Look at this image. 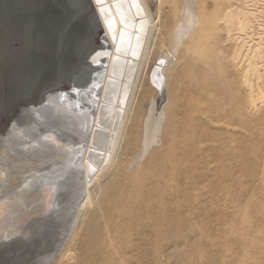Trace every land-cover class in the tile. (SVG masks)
<instances>
[{
	"label": "rangeland",
	"instance_id": "rangeland-1",
	"mask_svg": "<svg viewBox=\"0 0 264 264\" xmlns=\"http://www.w3.org/2000/svg\"><path fill=\"white\" fill-rule=\"evenodd\" d=\"M65 1L67 0H0V80H2L0 82V166L4 164L8 168L15 166L19 174L26 172L27 167L20 165V159L17 158H22L28 153L35 158H63L64 162L69 161L71 166L78 158L79 144L86 140L85 133L89 125L92 126L96 122L93 120L92 125L87 119L84 123L79 122L77 111L85 103L83 99L87 98V103L83 106L84 110L81 111L90 115V109L94 107L96 100L93 96L99 82V73L98 71L94 73L97 67L94 64L100 63L99 55L102 49L97 43L98 50L84 51L85 45L80 32L85 29L84 22L75 14H69V10L67 13V9L63 6ZM147 1L154 14L162 3V27L151 43L147 59L142 66L141 78L133 93L132 103L138 118L133 120L131 115L127 120L120 146L126 139L127 127L135 123L140 131L144 128V120L151 105L159 96V89L154 83L158 69L165 75L168 91L164 103L167 105L165 125L170 121L169 127L172 128L178 121L186 118V114L181 112L183 103L185 106L189 103L207 101L198 93L196 81L201 71L209 72L211 79H219V62L222 58L220 54L227 50L222 20L224 3L227 0H197L196 23H190L187 35L181 41L178 39L177 25L189 22L184 14L185 0ZM239 3L241 4L242 0H239ZM62 10L66 13L64 14ZM38 15L42 18L41 23L39 19L34 20ZM5 20L6 24H3ZM52 28H57V31L51 32ZM40 35L41 40L33 45L31 52L23 51V46L27 45L29 39L32 41L35 36ZM95 40L99 41L97 38ZM37 57L42 60H35ZM85 61L88 62L86 65ZM62 68L65 71H62ZM100 87L101 92L102 86ZM59 90L61 93H58ZM11 95L13 98H10ZM71 97L75 99L74 104L70 101ZM104 99L103 105H108L107 99L110 98L107 97L106 102ZM175 99L183 103L175 104ZM19 104L22 107L21 110L19 108L20 113L14 114L10 108H18ZM23 107H29L28 111ZM36 108L42 112L46 110L48 117L45 114L44 117L38 116L34 121L32 118L36 117ZM105 113L101 117L104 120L100 119L101 125L103 128L107 126L105 130H110L115 125L112 123V118L111 120L108 118L107 113L105 117ZM117 117L118 114L115 120H118ZM205 119L210 122L206 127V142L210 143L209 151L215 154V158H204L202 165L197 166L196 178L185 176L182 177L183 180L180 178L174 183V180H171L172 191L154 196L155 200L163 197L170 205L174 204L175 208H180L178 211H167L168 216L175 214L181 223L180 238L172 236L165 238L150 233L149 230L165 227L164 221L157 225L151 221L146 230L139 229V232L144 231L143 234L136 235L133 219L143 216L144 211L140 208L132 218L123 222L124 226L120 234L111 235L115 230L113 229L115 223H122L119 220L120 216L113 215V201H117L118 206H124L130 201L128 191L122 189L123 184L119 176L116 174L112 176L111 170L95 184L90 200L79 209L62 250L52 264H264V126L247 128L244 133L247 140L244 144H240L236 129H233L230 138L222 140L220 137L226 135V126L218 120H211L210 117ZM81 125H84V129L80 128ZM34 140H39L42 145L38 147L34 143L32 146L31 142ZM99 141L95 144L96 148L91 147V149H101L100 151L106 149V144L101 139ZM157 150L152 153V157L162 158L161 151ZM144 165L145 162L139 165V170ZM74 166L77 167L76 163ZM28 173L30 174L29 171ZM28 173L22 174L26 176ZM68 174L73 176L75 172L71 169ZM177 197L183 199L182 206L175 204ZM71 250L75 252V257L73 261H67L65 256Z\"/></svg>",
	"mask_w": 264,
	"mask_h": 264
},
{
	"label": "bare ground",
	"instance_id": "bare-ground-1",
	"mask_svg": "<svg viewBox=\"0 0 264 264\" xmlns=\"http://www.w3.org/2000/svg\"><path fill=\"white\" fill-rule=\"evenodd\" d=\"M36 4L38 5L37 2ZM196 5L197 0H185L184 14L189 22L177 25L180 41L187 35L190 23H196ZM224 5L222 20L226 34L227 50L220 54L222 57L219 62L220 78L211 79L208 75L209 72L201 71L196 81L198 93L207 101L189 103L184 106L183 102L175 99V104L180 103L181 105L183 103V108L180 110L186 114V118L178 121L172 128L169 127L170 121L165 125L167 105L164 103L168 91L165 84V75L158 69L154 83L159 89V96L153 101L146 119L144 118V128L140 131L135 123L127 127L126 139L123 145L120 146L127 120L131 115L133 120L138 118L132 103L133 93L141 78L142 66L147 59L151 43L157 33L161 31L162 3H160L156 14L151 10L147 0H76L74 2L67 0L63 3L67 13L70 11L69 14H75L78 19L84 22V25H82L85 29H79L85 45L84 51L98 50L97 46L99 45L97 43L100 44L102 49V51L100 49L99 55L100 63L90 62L97 66L94 73L97 71L99 73L98 86L93 96L96 100L94 107L91 106L90 115L81 111L84 110L83 106L87 103V98L83 99L85 103L77 111L79 122L84 123L85 119L91 125L93 120H96V122L92 126L89 125L88 131L85 133L86 140L82 141L77 148L78 158H76V161L74 160L77 167L74 166V163H72L73 167L72 165L69 166L70 162H64L63 158H35L31 156V153L24 154L22 158H17L20 159V165L27 167L26 172L22 173L27 174L28 171L30 172L26 176L17 173L18 169H15V166L13 168H8L6 164L0 166V264H12L16 250L25 247L27 237H30L31 240L34 238L40 244L38 253L41 251L43 256L39 264H52L54 258L62 250L79 209L86 204V201L90 200L95 184L101 181L106 172L111 170L112 176L115 174L119 176L123 184L122 189L128 191V199L130 200L124 206H118V202L113 201V215L120 216L119 220L122 223H115L113 227L115 230L112 231L111 235L120 234L124 226L123 222L132 218L140 208L144 211L143 216L141 218L134 217L133 219L136 235L143 234L144 231L139 232V229L144 228L146 230L151 221L156 225L164 221L165 227L155 228L153 231L149 230L150 233L165 238L168 236L180 238L182 236L179 229L181 223L178 218L175 214L167 215L168 210L178 211L180 208H175L174 204L173 206L170 205L163 197H158L155 200L154 196L172 191L171 180H174V183L185 176L196 178L197 166L202 165L204 158H215V154L209 151L210 143L206 142V127L210 125V122L205 117L218 120L226 126V135L223 138L220 137L222 140L230 138L233 129H236L239 135L237 140L240 144H244L247 140L244 134L247 128L264 126V0H242L241 4L239 0H227ZM63 13L66 12L63 11ZM38 19L41 23L42 18L39 15L34 20ZM3 24H6V20ZM39 25L41 26V24ZM20 27L18 26V28ZM56 29L52 28L51 32ZM1 31L3 32V30ZM26 32L25 34H27ZM41 37V35L35 36L32 41L31 39H29L30 41L26 40L28 43L26 42L27 45L24 44L26 46H23V51L31 52L33 45L39 43L38 40H41ZM95 38L99 41L96 42ZM26 55L28 54L26 53ZM7 58L9 57L7 56ZM37 59L42 60L40 57L35 60ZM87 63V61L84 62L85 65ZM44 71L46 72V70ZM13 72L17 73V71ZM48 72L50 71L48 70ZM12 80L14 79L12 78ZM100 86H102L101 92ZM63 90L65 91V89ZM59 92L61 93L60 90ZM27 96L30 95L27 94ZM105 96V99L107 97L111 99H109L110 101L107 99L108 105H103ZM11 97L13 98L12 95ZM43 98L45 97L43 96ZM98 98L100 101L97 102ZM70 101L74 104L75 99ZM19 105L18 108H10L14 114H18L19 108L22 109L21 104ZM23 109L28 111L29 107H23ZM36 110V117L33 116L32 118L34 121L37 120L38 116L44 117L46 114L48 117L46 110L45 112H42L39 108H36ZM104 111L108 114L110 120L112 118V123L115 125L111 129L109 128L110 130H105L104 128L107 126L104 125L103 128L101 125L104 120V118L101 119L102 114L105 113ZM87 113L89 114V112ZM106 113L105 117H107ZM116 114H118V120H115ZM106 123L108 122L106 121ZM80 128L84 129V125H81ZM100 139L106 144V149L104 147H102L104 149L102 151H100L101 149H91V147L96 148L95 144ZM227 142L229 141L227 140ZM34 143L38 147L42 145L39 140H34L31 145L33 146ZM157 149L161 151L162 158L152 157V153ZM92 155L96 158H93ZM143 162H145V165L139 170V165ZM34 168L39 171L37 170V172ZM71 169L75 172L73 176L68 174ZM175 204L182 206L183 199L177 197ZM12 233L14 235H11ZM74 257L75 252L71 250L66 254L65 259L73 261Z\"/></svg>",
	"mask_w": 264,
	"mask_h": 264
},
{
	"label": "water",
	"instance_id": "water-1",
	"mask_svg": "<svg viewBox=\"0 0 264 264\" xmlns=\"http://www.w3.org/2000/svg\"><path fill=\"white\" fill-rule=\"evenodd\" d=\"M29 238L30 237L26 238L25 247L16 250L13 256L12 264H39L41 261L43 254L41 251L38 253L40 244L34 238H32V240L30 238L31 241Z\"/></svg>",
	"mask_w": 264,
	"mask_h": 264
}]
</instances>
